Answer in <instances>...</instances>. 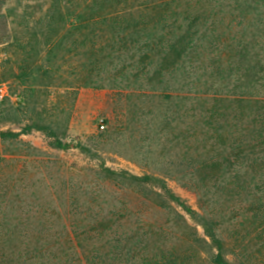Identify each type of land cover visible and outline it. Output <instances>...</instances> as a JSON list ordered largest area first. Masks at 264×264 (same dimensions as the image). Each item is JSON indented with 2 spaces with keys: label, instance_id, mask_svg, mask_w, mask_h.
<instances>
[{
  "label": "trees",
  "instance_id": "obj_1",
  "mask_svg": "<svg viewBox=\"0 0 264 264\" xmlns=\"http://www.w3.org/2000/svg\"><path fill=\"white\" fill-rule=\"evenodd\" d=\"M14 15L20 33L6 21L0 34V124L19 109L27 122L0 127V264H264V0H22ZM81 87L116 92L125 118L105 138H139L130 158L153 173L102 163L43 197L46 177L26 170L38 149L21 138L69 149L35 98ZM104 182L166 219L135 218L93 188Z\"/></svg>",
  "mask_w": 264,
  "mask_h": 264
},
{
  "label": "rangeland",
  "instance_id": "obj_2",
  "mask_svg": "<svg viewBox=\"0 0 264 264\" xmlns=\"http://www.w3.org/2000/svg\"><path fill=\"white\" fill-rule=\"evenodd\" d=\"M21 2L22 0H12L7 4L6 11L3 9L2 12L5 13L6 19L0 20V34L3 32L4 22L6 21H8L14 35L20 33L17 25L21 22L14 15V8H18ZM13 33L12 36H14ZM0 53H2L0 54L1 61L5 57V52ZM72 63H74V60L70 61L66 66V68H69L67 69V75L73 69L70 67ZM7 92L8 87L3 86L0 88L1 94L6 95ZM13 92L14 86L12 85V90L9 92V95H11L9 104L16 106L18 98ZM35 102L37 103L34 110L35 114L40 113L45 115V117L51 116V121H55L61 129L60 137L62 141L70 147L67 150L55 149L51 146L50 139L37 131L22 136V143L32 145L38 149L35 157H29V165L27 164L26 170L37 173L39 177H46L47 184H44L46 186H40V194L43 197H46L45 195L48 194L49 190L58 196L63 190V181H69L73 177L76 180L79 174L83 175L85 179L86 173H92L102 163L113 170H125L135 175L153 173L152 169L130 158L133 151L132 146L137 144L136 142L139 138L132 139L129 135L123 136L119 134L117 142L112 140L108 142L105 138L106 131L111 128L117 129L116 132L118 133L120 123L125 118L124 111L126 110L119 105L116 92L107 89L81 87L74 93L71 90L57 88L52 89L48 96L43 94L40 96L39 93L37 98H35ZM20 110L17 113L11 110L5 112V118L0 127L19 130L27 122V116L23 112L25 110ZM30 112L28 113L27 111L26 113L30 114ZM48 118L50 119V117ZM102 125L105 126L104 129L101 128ZM133 140L134 142H132ZM76 147H86L90 152L82 151ZM4 148L19 151H24L23 148L25 149L23 146L22 148L13 146H5ZM19 164L22 165L23 163L20 162ZM167 180L168 185L175 193L181 196L194 209L198 210V196L195 191L183 187L173 178H167ZM93 188L99 192L106 189L113 193V197L117 201L120 200L133 211L135 218L142 216L143 219L164 220L167 217L163 213L151 210L147 202L148 205L143 204L142 196L138 192L123 188L119 189L120 186L110 182H104L100 186L95 183ZM113 202L111 201V204ZM105 203L107 204L108 202L105 201ZM190 223L194 226L191 221ZM198 231L202 235L200 227H198Z\"/></svg>",
  "mask_w": 264,
  "mask_h": 264
},
{
  "label": "built area",
  "instance_id": "obj_3",
  "mask_svg": "<svg viewBox=\"0 0 264 264\" xmlns=\"http://www.w3.org/2000/svg\"><path fill=\"white\" fill-rule=\"evenodd\" d=\"M1 96H3V94H1ZM104 127H105L104 125L101 126L102 129H104Z\"/></svg>",
  "mask_w": 264,
  "mask_h": 264
}]
</instances>
